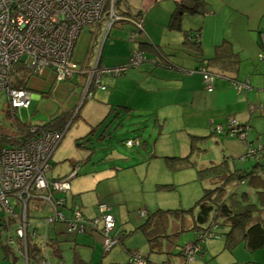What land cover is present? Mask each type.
Returning <instances> with one entry per match:
<instances>
[{
	"label": "crops",
	"instance_id": "0c3cea01",
	"mask_svg": "<svg viewBox=\"0 0 264 264\" xmlns=\"http://www.w3.org/2000/svg\"><path fill=\"white\" fill-rule=\"evenodd\" d=\"M163 2H165L163 13L156 12L151 18L152 22H148L147 25L142 11L131 14V11L127 9V12H123L126 10L124 2V7L121 8L120 13H117L120 18L117 23L133 26L134 30L130 38L133 46L126 49V44L122 40L125 50H114L120 49L117 41L121 40V34L111 31L114 23L104 30L101 39L103 43L94 58L86 56L71 79L57 82L53 72L48 69L51 75L47 88L41 78L42 72L40 76H36L41 79L37 83L40 87L38 93H33V90L26 88L22 89L29 91L31 103L32 101L51 100L49 103L55 101L60 104L59 113L51 115L49 122L59 117L69 118L62 138L74 121L80 117V111L83 109L81 116L87 119L89 129L92 131L95 129L96 133L101 132V142L106 140L107 132L116 124L118 128H124L133 134L139 130L145 132L148 128L151 134H158L157 138L166 137L163 141L165 146L168 145V149H165L163 154H167L164 162L168 170L165 158L169 156L173 158L190 156L191 161L193 159L196 164V159L202 162L207 156L210 160H205V163H208L203 167L220 163L226 159L231 170L236 168L257 172L256 160H249L247 165L248 161L242 162L240 157L249 145L256 144L262 145L264 154V0H207L206 2L204 0H142V8L147 11L156 9ZM176 10L180 11V22L177 28L172 29L169 22ZM160 14L161 18L158 19L157 16ZM133 21L140 22V30H137V23ZM100 26L94 25L98 34H101ZM174 31L181 32L178 39L183 42L187 34L196 35L200 49L195 50L188 42V45H183L182 42L181 46L173 43L171 34ZM144 32L145 34H142ZM158 36H161V42L169 43H165L163 47L157 46ZM138 37H140L139 41ZM170 42L174 44V47L176 46L174 51H171ZM223 42L231 45L239 59L234 72H219L207 65L206 61L214 56L216 46ZM107 46L110 49L106 51ZM133 52L143 55L144 60L141 64L129 67L120 76H101L98 86L93 83L88 84L89 71L96 63L98 66L109 69L126 66ZM75 63L78 64L76 61ZM200 68H205L216 77L212 92L204 89L202 77L198 73ZM232 82L246 83L248 89L237 92ZM78 105L79 108H77ZM97 112L100 115L96 116ZM109 118L111 120L107 124ZM230 118L235 119L241 125L248 126L250 131L246 140L220 136L213 132L214 127L226 125ZM192 137L197 139H192ZM198 138L202 140L199 141ZM178 139L179 141H176ZM128 141L133 144L127 146ZM192 141L197 146L195 151H191ZM126 143V147L131 150L142 148L146 151L148 149V143L141 135L126 140ZM207 146L211 152L206 155L202 154V151L208 150ZM115 151L112 149L110 158L114 156ZM109 160L106 162L109 163ZM76 165L73 163L71 168L62 170V173H59L54 180L67 177L77 168ZM51 169L52 167L49 172ZM184 170L174 172L179 173ZM170 172L173 173V171ZM78 173L79 168L72 180L78 176ZM50 179L51 177L48 178ZM71 181L70 189L66 194L55 196L64 198L68 206H70L69 203L71 206H79L86 218L97 215V204H108L101 197V199L96 197L94 205L92 204L93 208H91L92 205L85 206L84 202L82 203L81 194L72 193ZM168 186L172 187L170 191L174 190L173 185ZM262 189L263 184L252 178L247 185L245 183L241 185L238 191L246 192L250 200L258 204L257 192ZM109 208L115 219L116 232L118 221L123 218V210L119 211V216L116 210L114 211L110 206ZM140 211L148 213L146 208ZM51 228L58 233L56 235L66 232L62 224H55ZM217 232H220L219 234L223 237L217 241H210L207 245L204 242L202 252L193 264H209L211 261H214V264H264V247L248 251L245 243L240 240L232 249H226L224 245L226 230L218 229ZM119 234L117 236H124ZM81 235L94 240L100 236L92 231L81 233ZM47 240L53 243L55 241L49 239V235ZM120 240L122 241V238ZM146 245L149 251L147 241ZM135 252L127 251L130 258L131 254H136ZM144 260L146 264H149L147 255ZM155 260L161 264L163 257L158 255Z\"/></svg>",
	"mask_w": 264,
	"mask_h": 264
},
{
	"label": "rangeland",
	"instance_id": "374dc122",
	"mask_svg": "<svg viewBox=\"0 0 264 264\" xmlns=\"http://www.w3.org/2000/svg\"><path fill=\"white\" fill-rule=\"evenodd\" d=\"M119 1L122 5L119 6L117 3L115 10L117 13H120L125 2L126 10H123V12L130 10L131 14H133L142 11L146 25L148 22H152L151 18L156 12L163 13L165 5V2H163L156 9L147 11L142 8V0ZM206 1L204 0V2ZM157 18L160 19L161 14ZM123 20L128 21L125 18ZM107 21L108 16L105 13L100 23L97 24V26L101 25V34L96 32L94 25L85 27L80 32L73 51V58L78 63V67L80 66L79 64L83 63L86 56L94 58L98 50H100L103 43L101 39L106 29ZM117 22L112 26L111 31L121 34V40L117 41V46L120 49L114 50L124 51L123 45L126 44V49L131 45L133 46L130 38L132 35L131 32L134 29L131 24L120 25ZM133 22L138 23L136 21ZM142 34H145V32ZM180 35V31H174L171 37L173 43L181 46L183 41H179L178 37ZM160 37L158 36L159 42L157 46L163 47L165 43H169L167 41L161 42ZM122 40L125 44H122ZM171 43V51H174L176 46L174 47V44ZM109 49L110 47L107 46L106 51ZM181 58L186 60L184 57ZM50 75L51 72L45 69L41 76L44 84H46V88L50 83ZM9 80L10 87L13 89L26 88L30 91L33 90V93L39 92L40 87H38L37 83L41 79L33 74V70L30 68V61L26 57H21L18 62L13 64ZM49 101L51 100L40 102L32 101L29 110H21L15 117L21 122L29 123L31 126L44 125L49 122L51 115H55L60 111V104L58 102L53 101L49 103ZM77 108H79V105ZM82 111L83 109L80 111V117L65 132L64 138H62L60 145L56 149L51 160L52 169L47 178L51 177L52 180L56 179L59 173H62V170L76 163L77 169L79 168V173L71 181L72 193L81 194V200L85 206L94 205L96 197H101L103 201L109 204H107L108 206L118 212L119 216V211L122 209L123 218L118 221L115 234L120 235L119 233H121L124 236H118L122 238L121 243L116 245L111 251L104 253L100 236L97 240H94L88 236L82 237L84 235L81 234L71 235L65 232V227L63 228L65 229L63 231L65 233L56 235L58 233H55L53 228H50L48 233L49 239L56 241L61 252L59 258L55 256L52 248L47 246L48 250L46 249V252L50 263L58 264L59 262H64L65 264H75L76 260H81L84 264H133L127 251H136L135 253H138L143 261L147 255L149 264H160L155 260L156 256H158L157 254L147 253L148 248L145 238L138 229L143 222V218H140L139 215L140 210L146 208L148 213H153L158 209L188 211L202 197L203 186L197 182L194 169H185L179 173H172L166 168L164 157L167 154H163L165 149H168V145L165 146L163 141L166 137L160 136L157 138L158 134H151L148 128L145 132L139 130L136 134H133L124 128H118L116 124L107 132L105 136L106 140L101 142V132L96 133L95 129L92 131V129L88 128L87 119L81 116ZM98 115L100 114L97 112L96 116ZM110 120L111 118L107 120V124ZM11 122V118L7 116V95L4 92H0V124L8 128ZM137 135H141L148 143V149L146 151L142 148L131 150L126 147V140L133 139ZM176 141H179V139ZM207 148L208 150L202 151L201 153L205 155L210 153L211 149L208 146ZM112 149L116 151L114 156L110 158ZM169 157L171 158L173 156ZM108 159H110L109 163L106 162ZM205 160H210V158L206 156L202 162L196 159L198 168L208 163H205ZM192 161L194 162L193 159ZM248 163L249 161L246 162L247 165ZM165 185H173L174 190L160 191L158 187ZM69 205L71 206V203ZM84 205L82 207L85 210ZM93 205L91 208H93ZM27 207L29 229L32 230L35 228L38 235L44 237L47 231L45 219L52 216V213L47 209L46 204L38 198L29 200ZM14 229L15 226L10 229L11 237H15ZM217 233L218 236H214L211 240L205 241L206 245L210 241H217V239L219 240L223 237V235L219 234L220 232ZM193 235V232L181 234L178 238V245L186 244L193 238ZM38 244L41 245V242L38 241ZM18 249L19 244L17 241L9 245L7 234H2L0 236V264H23L17 252ZM209 264H214V261H211Z\"/></svg>",
	"mask_w": 264,
	"mask_h": 264
},
{
	"label": "built area",
	"instance_id": "2783aa9c",
	"mask_svg": "<svg viewBox=\"0 0 264 264\" xmlns=\"http://www.w3.org/2000/svg\"><path fill=\"white\" fill-rule=\"evenodd\" d=\"M115 10L114 0H0V92L7 95V112L16 116L31 105L29 91L10 87L9 75L15 62L26 57L35 76L49 69L57 82L68 81L78 71L72 56L80 32L85 27L99 24L105 13L108 16L106 29L110 28L120 20ZM140 25L138 22L137 30L141 29ZM193 40L198 41L196 36ZM143 60L142 54L133 52L126 66L109 69L96 63L89 71L88 84L98 86L101 76H120ZM198 73L204 89L212 92L216 77L205 68H200ZM232 86L237 92L248 89L246 83L232 82ZM213 130L217 134L227 132L240 140H245L248 132L234 119ZM36 131L32 129V132ZM61 138L60 133L42 131L21 147L0 146V236L7 234L9 245L18 242L17 252L23 264H51L46 252L47 238L55 224H62L71 234L99 233L104 253L119 244L115 219L107 204L99 203L97 215L86 218L79 206L68 207L64 198L55 196L69 191L70 181L78 170L76 168L63 179L48 180L51 157ZM132 144L131 141L126 143L127 146ZM262 154V145H249L241 159H255ZM33 198L43 201L52 213L45 219L47 231L44 237H40L35 228L29 229L27 206ZM144 215L145 212L141 211L140 216ZM13 226L15 237L10 236ZM213 237L212 233L207 235L208 239ZM198 251L192 246L185 247V254L191 261ZM131 261L133 264H146L137 254L131 255Z\"/></svg>",
	"mask_w": 264,
	"mask_h": 264
},
{
	"label": "trees",
	"instance_id": "16d2710c",
	"mask_svg": "<svg viewBox=\"0 0 264 264\" xmlns=\"http://www.w3.org/2000/svg\"><path fill=\"white\" fill-rule=\"evenodd\" d=\"M117 3L119 6L122 5L118 0L115 1V7ZM179 22L180 11L176 10L171 15L170 28H177ZM195 36L194 34H187L185 36L187 41L185 40L183 45H188V42L191 47L198 51L200 49L198 41L192 40ZM206 62L207 65L214 67L219 72H234L239 59L232 50L231 45L228 42H223L216 46L214 56ZM7 116L11 118L12 122L8 128L0 124V146L14 148L21 147L27 140L39 136L42 131L63 134L69 122V118L59 117L44 125L31 126L29 123L19 121L8 112ZM239 125L248 129L247 138L250 129L247 125ZM32 129L37 131L34 133ZM213 132L217 134L214 130ZM217 135L238 139V137L229 136L227 132ZM192 139L196 140L197 138L192 137ZM198 140L202 139L198 138ZM196 149L197 146L192 141L191 151ZM242 156L240 157L242 162L256 160L258 171L236 168L231 170L226 159L217 164L198 168V165L191 161L190 156L165 158L170 171L174 172L186 168L195 169L196 180L203 186V195L194 207L188 211L158 209L153 213H146L142 217L143 222L138 229L147 241L149 254L161 255L163 257L161 264H175L176 261L177 264H193L196 257L202 252L203 243L212 239H208L207 235L212 233L213 236H218V229L226 230L224 234L226 249H232L240 240L245 243L248 251H255L264 247V154L255 159H241ZM252 178L263 184V189L257 192L258 204L252 202L246 192L238 191L241 185L244 183L247 185ZM158 188L167 191L172 189L168 185L159 186ZM185 232H193V238L190 242L179 246L178 238ZM120 239L118 237L119 244ZM47 246L52 248L55 256L60 258L61 252L56 241L54 243L48 242ZM186 246L199 249L192 261L185 254ZM75 264L84 263L81 260H76Z\"/></svg>",
	"mask_w": 264,
	"mask_h": 264
},
{
	"label": "bare ground",
	"instance_id": "6f19581e",
	"mask_svg": "<svg viewBox=\"0 0 264 264\" xmlns=\"http://www.w3.org/2000/svg\"><path fill=\"white\" fill-rule=\"evenodd\" d=\"M230 119H233V118H230ZM229 120V119H228ZM235 120V119H234ZM237 122V121H236ZM238 123V122H237ZM239 124V123H238Z\"/></svg>",
	"mask_w": 264,
	"mask_h": 264
}]
</instances>
